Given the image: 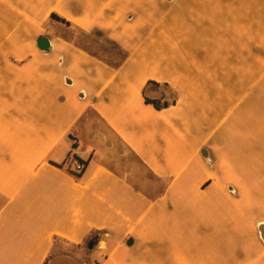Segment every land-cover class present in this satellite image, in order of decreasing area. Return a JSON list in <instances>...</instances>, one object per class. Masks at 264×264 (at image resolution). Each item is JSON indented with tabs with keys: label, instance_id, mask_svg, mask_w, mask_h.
Segmentation results:
<instances>
[{
	"label": "crops",
	"instance_id": "0c3cea01",
	"mask_svg": "<svg viewBox=\"0 0 264 264\" xmlns=\"http://www.w3.org/2000/svg\"><path fill=\"white\" fill-rule=\"evenodd\" d=\"M5 30L0 264H264V217L254 213L256 201L254 214L245 204L260 183L239 184L243 198L234 201L228 171L208 165L220 143L239 179H264L259 101H250L227 59L217 66L211 49L210 70L201 56L188 69L145 61L129 70L143 43L115 65L48 37L42 50L38 39L21 41L20 25ZM146 98L176 102L157 110ZM230 100L242 112L229 109L214 123L213 107ZM74 143L81 179L67 170Z\"/></svg>",
	"mask_w": 264,
	"mask_h": 264
},
{
	"label": "rangeland",
	"instance_id": "374dc122",
	"mask_svg": "<svg viewBox=\"0 0 264 264\" xmlns=\"http://www.w3.org/2000/svg\"><path fill=\"white\" fill-rule=\"evenodd\" d=\"M4 2L5 5L0 3V27L12 28L20 25L25 28L26 40L21 41L36 42L45 36L67 42L91 56L115 65L128 56L129 50L138 48L143 43L142 49L132 58L129 70L138 62L145 61L153 65H174L176 62H183L182 67L188 69V63L198 60L201 61L198 62L200 64L207 63V70H210L208 64L212 49L217 66L222 65L220 63L222 59H227L229 72L243 77H241L243 87L245 93H249L246 95L250 97V101L252 97L256 98V102L259 101L260 135L264 140V0H4ZM53 14L66 20L70 25L52 18ZM64 16L70 17L71 20ZM175 16L176 19H173ZM167 27L172 29L166 33L167 36L158 33L160 28ZM5 28L4 35H0V38L8 37L9 33ZM198 56L203 60L196 58ZM236 66L239 67V72L236 71ZM205 68L202 65L200 70ZM148 71L151 72L152 69H140L139 73ZM254 92L255 95H252ZM223 102L225 103V100ZM237 105L235 100H230L221 107H213V122L221 120L229 109H233V117H237L243 110V105L236 108ZM214 139L218 142L221 140L219 135H215ZM217 145L218 147H213L209 167L219 173L223 168L228 171V177L223 178L224 186L234 201L243 198L241 192H238L239 184L245 183L252 190L255 181L260 183L257 185L260 194L258 192L256 197L249 194L248 198H245V204L249 208L247 211L253 213L251 208L256 201L254 213L257 217H264V179L252 177L239 179L237 163L232 160L223 162L220 143ZM260 166L264 167V163ZM246 168L252 171V164H246Z\"/></svg>",
	"mask_w": 264,
	"mask_h": 264
},
{
	"label": "trees",
	"instance_id": "16d2710c",
	"mask_svg": "<svg viewBox=\"0 0 264 264\" xmlns=\"http://www.w3.org/2000/svg\"><path fill=\"white\" fill-rule=\"evenodd\" d=\"M54 19H57L58 21L70 25L69 22H67L66 20L62 19V18H58V16L56 15H52L51 16ZM176 102V100H173L172 102H168V101H163V100H156V99H149L146 98V103L153 105L154 108H156L157 110H162V109H166L168 108L171 104H174ZM61 167V166H60ZM68 172H70L75 178L77 179H81L82 178V174L84 172V169L81 172H75L74 169H72V167H68ZM92 242H94L92 240Z\"/></svg>",
	"mask_w": 264,
	"mask_h": 264
},
{
	"label": "water",
	"instance_id": "95a60500",
	"mask_svg": "<svg viewBox=\"0 0 264 264\" xmlns=\"http://www.w3.org/2000/svg\"><path fill=\"white\" fill-rule=\"evenodd\" d=\"M37 43H38V46L42 50H48L50 48V41L45 36H42L41 38H39ZM203 155L205 156V158L208 157V154H207L206 150L203 151ZM258 230H259L261 238H262V240L264 242V223L259 224Z\"/></svg>",
	"mask_w": 264,
	"mask_h": 264
},
{
	"label": "built area",
	"instance_id": "2783aa9c",
	"mask_svg": "<svg viewBox=\"0 0 264 264\" xmlns=\"http://www.w3.org/2000/svg\"><path fill=\"white\" fill-rule=\"evenodd\" d=\"M72 154L74 160V171L81 172L84 169V163L81 161V155L78 153L75 143L73 144Z\"/></svg>",
	"mask_w": 264,
	"mask_h": 264
}]
</instances>
